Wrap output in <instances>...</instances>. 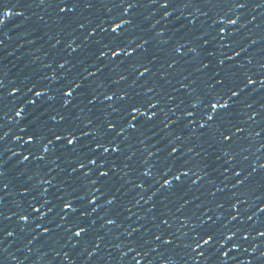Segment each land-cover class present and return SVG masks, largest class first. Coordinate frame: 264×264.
I'll return each mask as SVG.
<instances>
[{
    "label": "snow or ice",
    "instance_id": "6c2138e0",
    "mask_svg": "<svg viewBox=\"0 0 264 264\" xmlns=\"http://www.w3.org/2000/svg\"><path fill=\"white\" fill-rule=\"evenodd\" d=\"M147 2L163 10L161 19L169 18L165 23L172 21L176 8L191 7L199 12L200 7L206 5L226 11L199 31L196 18H191L172 29L160 28L154 36L137 37L129 35V29L137 23L133 10L146 6L142 0H39L41 5L52 11L58 33L68 37L63 48L69 55H82L76 57L75 62L63 58L58 63L61 70L65 66L69 69L80 66L79 72L61 71L59 75H51L50 82L63 79L58 94L52 93L44 84L32 83L27 88L31 95L25 96L13 109L14 116L18 118L19 134L13 135L12 139L22 140L26 145L24 155L16 164L22 166V173H26L28 170L23 166L31 157L35 171L28 174L27 179L31 180L33 175L39 178L31 188L23 187L21 192L29 194L39 187L42 197L37 200L36 196H31L27 210L17 202L20 208L17 219L23 222L20 231H33L28 225L37 221L34 227L39 231L34 232L28 240L29 244L42 237V247L53 240L55 229H62L66 241L79 238L73 242L72 247L75 248L81 243L87 246L86 234L94 232L97 220H100L99 228L108 232L111 228L122 229V232H116V237L124 235L131 238L121 241L116 248L120 249L122 258L129 252L134 253L131 257L134 264H141V261L152 264L149 253L161 245L164 248L160 255L167 253L171 264H177L175 256L187 257L183 264H226L228 260L232 264H252L250 258L237 259L229 256V251L225 250V242L235 241L238 233L241 239L233 242L231 249H239L242 242L250 237H264V226L257 229L251 226L228 227L230 222L241 217L242 199H232L237 197L236 191L227 197L231 201L227 207L234 211L222 223L218 222L224 213L216 211L213 219V215L207 214L212 211L208 208L195 221L192 220L194 213L180 214L189 203V200H181V197L195 188L209 186L210 194L215 197L223 193L224 188L236 189L241 186L245 191H254L255 187L264 186L261 184L264 171H260L264 170V162L253 161L250 171H245V166L239 165V162H233L231 177L227 175L228 167L216 163L224 156L228 157V161H234L237 152L233 146L242 139L260 136L264 132L262 128L250 133L244 123L245 119L254 123H259L257 117L264 119L259 111L253 110L250 114L245 111L252 109L254 103H247L246 97L264 89V75L258 77L247 70L237 75L238 68H243V64L239 60L233 63V60L245 52L248 45L230 54L221 51L239 43L233 38L239 28L227 26L240 24V13L233 17H229L228 13L247 8L250 0ZM261 2L264 3V0ZM32 6V2H27L25 6L24 0H16L13 4L7 0L0 3V36H7L5 28L13 17L27 20L26 11ZM253 6L259 8L260 4ZM100 8L109 12L113 9L120 11L101 17L97 22L93 10ZM84 13L87 15H82ZM199 15L207 16V13L199 12ZM174 19L180 20V17ZM255 19L253 16L252 20ZM158 23L155 21L152 27ZM213 25H218L214 35L209 31ZM98 29L103 35L97 33ZM181 29L185 30L183 37L176 36ZM169 32L171 34L165 35ZM63 38V35H58L53 47L61 44ZM150 41H155L152 45L154 51L148 47ZM3 43L4 40L0 39V44ZM250 43L256 44V40ZM168 44L171 46L161 47ZM209 45L212 47H206ZM246 59L249 64L252 63L251 58ZM189 64L193 65L191 71L183 67ZM259 67L264 69V63ZM157 74L163 83L153 79ZM175 77H179L176 81L178 87H173L171 91L174 94H170L164 85H170ZM122 83L124 87H109ZM4 86L0 80V88ZM19 92L20 86H11L10 93ZM161 93L166 99L161 98ZM36 98L53 103L48 104L43 113L32 115L26 106H32V113H36ZM57 100L58 104L55 103ZM97 107L99 118L93 115ZM260 107L264 109V104ZM44 113L47 114L46 118H42ZM9 131L11 129L0 133V141L8 136ZM150 139L151 144H146L145 141ZM133 143H139L146 153L140 162L143 167L139 169V177L129 176V172L135 169L126 162L134 155V152L128 151ZM17 152L19 149L12 155L15 156ZM50 156L53 161L63 156L67 162V169H60L66 174L58 181L54 175L47 178L41 175V166L49 162ZM120 157H123L122 167L116 163ZM243 159L247 161L248 157L244 156ZM52 171V168L47 169L48 173ZM117 173L122 181L119 184L114 179ZM216 173L222 179L218 180L214 175ZM230 178H235L234 182L225 183ZM145 180L149 182L145 183ZM54 182L59 184V188L58 194L52 197L48 193L55 186ZM11 187L7 169L0 164V204H3V198L9 194ZM149 188L152 190L147 198L140 194ZM136 189L140 191L136 192L135 202L125 200V194ZM157 195L159 204L153 202L147 209L149 225L129 227L127 221L130 217L135 215L139 220L145 215L143 212L137 215L131 209L140 201H153ZM173 199L180 200L174 210L170 207ZM53 200L58 202L59 211L49 217L57 207ZM224 206L223 199L215 203V209ZM260 211H264V203L257 208V212ZM96 213L98 215L94 216ZM10 215L17 214L13 212ZM255 215L253 212L246 219L252 220ZM6 219L8 216L0 212V220ZM190 223L192 228L184 230ZM134 233H137L135 237ZM15 235V231L0 224V243ZM102 240V235H95V246L87 253L88 257L98 250ZM123 244L128 245L126 250ZM258 246L254 243L252 251ZM261 255L264 256V252ZM63 256L67 260L68 252H64ZM162 264H167V261Z\"/></svg>",
    "mask_w": 264,
    "mask_h": 264
},
{
    "label": "water",
    "instance_id": "95a60500",
    "mask_svg": "<svg viewBox=\"0 0 264 264\" xmlns=\"http://www.w3.org/2000/svg\"><path fill=\"white\" fill-rule=\"evenodd\" d=\"M5 0H0V3H4ZM9 4L16 3V0H7ZM25 6L27 2H32L33 6L28 8L26 15L29 17L27 20H24L23 17H13L10 19L6 25L5 31L7 36H0V39L4 40L3 44H0V80L4 82V87L0 88V133L4 131L8 132V136L5 137L3 141H0V164L7 169L8 178L11 181L12 187L8 190L9 194L4 196L3 204H0V212L5 216H8L6 220H0V224L6 226L7 229L13 230L17 235L8 237L4 243H0V264H134V261H131V257L134 253L129 252L125 257H121L120 249L116 248L118 243L121 241L131 239L124 235L116 237V232L121 231L122 229L111 228V231L108 232L105 229L99 228L100 220H97L96 230L90 231L86 234L88 243L85 246L83 243L77 245L75 248L72 247L74 240L79 238H73V241H66V234L63 233L62 229H55L53 240L44 243L41 247L42 237H37L31 244L28 243V240L31 239L34 232H38L39 229H36L35 223L37 221H32L29 223V227L33 231L21 232L20 225L23 222L18 221L17 216L19 215L20 208L17 206V202H20L23 207L27 210L28 201L31 199V196H36L37 200H41L42 197L39 195V187L32 189L29 194H22L21 189L23 187H29L37 182L39 179L35 175L32 176L31 180L27 179V175L35 171L34 162L29 157V161L25 162L23 166L28 171L26 173L21 172L22 166L16 164V161L25 153L26 145L24 141L13 140L12 137L15 134H19V124L18 118L14 116V107L18 106L25 96H30L31 93L27 91V88L31 86L32 83H41L48 86L52 93H57L59 91L60 85L63 83V79H58L50 82V77L53 73L59 75L61 71L79 72L80 66L77 65L75 69H69L68 66H65V69L61 70L58 67V63L63 58H68L70 61L75 62V58L82 55V53H75L69 55L67 50L63 48L64 42L67 41V35L63 33H58V28L53 16V13L50 9L44 7L39 3V0H24ZM146 5L143 8L133 10L136 13L135 20L136 25L129 29V35H135L137 37H147L154 36L156 30L160 28L172 29L174 26H178L181 23H184L187 19L196 18L197 21V31L203 27L211 25L212 19L217 15H223L226 9L222 8H208L206 5H202L199 9V12H206L207 16L199 15V12L194 8H176L172 13V21L170 23H165L169 18L161 19L162 9H159L158 5L148 4L147 0H142ZM254 4H260L259 8L254 7ZM120 11V9H113L109 12L107 9L100 8L98 11L93 10V15L96 17L98 22L101 17H106L110 15H115ZM192 15L189 16L188 14ZM236 13H240V24L237 25H228V28H239V32L234 35V39L238 40L239 43L232 48H225L221 51L224 54H230L233 50H238L239 47L248 45L245 52H242L239 57H235L233 63L236 60H239L243 64V68H238L237 75H240L243 71L247 70L250 73H255L258 77L264 75V69L259 67L260 64L264 63V3L261 0H250V4L245 9H237L234 12H229L228 16L233 17ZM82 15H87L84 13ZM179 16L180 20H175L174 18ZM255 16L256 19L252 20V17ZM155 21H159L155 27H152ZM202 22V23H201ZM107 23V21H106ZM218 25H213L209 29L211 34H215V29ZM185 30L181 29L176 33V36L183 37ZM99 33V29L97 30ZM103 35L102 33H99ZM171 34L166 33L165 35ZM58 35H63L64 38L61 41V44L53 47L55 40ZM175 39V37H174ZM255 39L256 44H251L250 41ZM138 42V41H137ZM155 41H150L148 47L152 49V45ZM171 45H161V47H170ZM212 47V45L206 46ZM219 54V53H218ZM191 55V54H189ZM246 57L251 58L252 63L249 64ZM163 62V60L161 61ZM228 63V62H226ZM191 64L184 65L187 71H191ZM214 66V62H213ZM164 69H162L163 71ZM107 78L106 76L104 77ZM94 79V78H89ZM153 79L157 80L160 83L163 81L160 79L159 74ZM179 77H175L173 82L170 85H164L165 90L172 93L173 87H178L176 81ZM151 84V81H149ZM259 83V81H258ZM13 85L21 87V92L19 93H10V88ZM110 88L115 87H124V84L115 86L109 85ZM252 87V86H250ZM182 91V90H181ZM162 99H166L163 96V93L160 94ZM194 98V97H193ZM37 99V111L32 113V106H26L28 111L32 115L43 113V110L48 106V104L53 103L44 99L43 101L40 98ZM253 103L252 109L245 110L247 114H250L251 111H259L261 116H264V109H261L260 105L264 104V89H259L258 91L252 93L246 97L247 103ZM56 104L59 103L57 100ZM105 103H108L105 101ZM171 103V102H170ZM93 115L97 118L100 117L99 107L94 109ZM47 114L44 113L42 118H46ZM171 116V113H170ZM8 117H12L9 119ZM30 118V117H29ZM259 120V123H254L245 119L244 123L248 127V132L255 133L264 128V119L260 117L256 118ZM51 123V122H49ZM83 129L84 126L81 125ZM135 139V138H134ZM146 144H151V139L145 141ZM264 144V132L260 133V136H249L246 139H242L238 145L233 146V150L237 152V155L234 158V161H228V157L224 156L220 161L216 163L221 165V167L229 168V175L231 177V164L233 162H239V165L245 166V171H250V165L253 161L257 163L264 162V147L261 145ZM19 149V152L15 156L12 155L14 151ZM128 151L134 152L131 159L126 161L129 163L132 169L135 171H130L129 176L139 177V169L143 167L140 163L146 154L144 148L139 143H133L132 148ZM115 155V154H112ZM244 156L248 157V160L243 159ZM259 158V159H257ZM227 161V162H226ZM123 157L117 159L116 163L122 167ZM57 165L59 167H57ZM52 168V172L48 173L47 169ZM67 169V162L64 157L61 156L59 160H52L51 156L49 157V162L41 166V175H44L45 178L48 176L54 175L56 180H60L66 173L61 172L60 169ZM264 171V170H260ZM217 179H222L218 175ZM120 174L117 173L114 179L117 184L122 181L119 179ZM256 179H259L256 174H254ZM235 178H230L228 181H225L227 184L234 182ZM134 182V181H133ZM148 180H145V183H148ZM200 182H198L199 184ZM264 185V181L261 182ZM54 187L49 189L48 195L55 197L58 192L59 184H55ZM127 187V185H125ZM155 187V185L153 186ZM223 187V184H221ZM152 189L149 188L146 191L141 192L140 194L147 198L148 192ZM140 191L139 189L133 190L132 192L125 194V200H130L135 202L136 192ZM232 191L238 193L237 197L232 199L240 198L242 203L240 205L241 217L236 221L230 222L228 225L229 228L233 226L247 228L251 226L253 229L260 228L264 226V211L257 212V208L264 203V186L255 187L254 191H245L241 186H237L236 189L224 188L223 193L217 194L213 197L210 194V187L205 186V188H195L192 191L186 193L181 200L187 199L189 203L185 205V209L180 214H192V220L195 221L197 217H200L201 213L204 212L205 208L211 209L209 215H213L215 219V212L220 211L224 213L218 223L228 219V216L233 213L234 210L227 207V204L231 201L227 199L229 194ZM255 197H260L256 199ZM103 199V198H101ZM223 199L225 201V206L222 209H215V203L217 200ZM54 203H57V207L53 210V213L49 214V217L55 215L59 211V204L55 200ZM153 202L159 204V196L153 198V201H140L136 207H133L131 211L136 213L143 212L145 215L141 219H136V216L133 215L127 221L129 227H135L137 224L144 225L147 227L149 221L147 217L149 213L147 209L151 206ZM180 200L173 199L170 207L175 209L179 204ZM199 205V207H197ZM50 206V205H49ZM67 211V210H65ZM15 212L16 216H11L10 213ZM253 212L256 213L253 216L252 220H247L246 217L251 215ZM177 214V215H180ZM94 216L98 213L93 214ZM56 217V221H58ZM47 226V225H45ZM192 228V224L185 226L184 230ZM95 235H102L103 240L99 244V248L96 252L93 253L92 257H88L87 253L95 246L94 237ZM137 233H134V237ZM241 239L240 234H237L235 241H226L225 250L229 251V256H235L237 259L250 258L252 264H264V256L261 255L264 252V237H250L247 241H243L239 249H231V244L233 242H239ZM55 241V242H53ZM256 243L259 246L252 251V245ZM122 247L126 250L128 247L127 244H123ZM164 246L161 245L159 248L150 251L149 259L152 260V264H162L163 261H167V264H171V261L168 260L167 253L160 255L163 252ZM31 249V251H29ZM68 252V259L65 260L63 253ZM59 253V255H57ZM174 259L177 261V264H183V261L187 259L184 256H175ZM141 264H144L141 261ZM226 264H232L231 260L226 261Z\"/></svg>",
    "mask_w": 264,
    "mask_h": 264
}]
</instances>
